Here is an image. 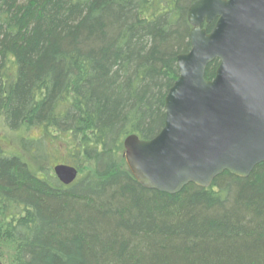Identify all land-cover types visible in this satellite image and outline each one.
<instances>
[{"label": "trees", "instance_id": "obj_1", "mask_svg": "<svg viewBox=\"0 0 264 264\" xmlns=\"http://www.w3.org/2000/svg\"><path fill=\"white\" fill-rule=\"evenodd\" d=\"M195 1L0 0V120L42 130L0 147V262L264 264V163L168 195L123 161L126 137L164 126ZM57 165L76 180L62 185Z\"/></svg>", "mask_w": 264, "mask_h": 264}, {"label": "water", "instance_id": "obj_2", "mask_svg": "<svg viewBox=\"0 0 264 264\" xmlns=\"http://www.w3.org/2000/svg\"><path fill=\"white\" fill-rule=\"evenodd\" d=\"M190 50L164 99L162 130L123 141L125 163L146 190L207 189L224 172L246 179L264 163V0H197L187 11ZM213 24L209 32L202 23ZM218 61L215 76L205 79ZM62 185L76 168L53 167Z\"/></svg>", "mask_w": 264, "mask_h": 264}, {"label": "rangeland", "instance_id": "obj_3", "mask_svg": "<svg viewBox=\"0 0 264 264\" xmlns=\"http://www.w3.org/2000/svg\"><path fill=\"white\" fill-rule=\"evenodd\" d=\"M30 139H38L41 134H42V130L41 129H29L27 131H23V133L21 132L20 134H15L13 132H10L4 124H2L1 120H0V147L5 150V151H16V147H17V138L18 135H21ZM63 156V154L61 155ZM62 159L60 158L58 160V162H61ZM123 161L124 164L125 163V158L123 155ZM88 171V168L85 167L84 171H82L80 174H83L84 172ZM79 174V173H78ZM5 254V259L0 262V264H5V262L8 260V255L7 252H4Z\"/></svg>", "mask_w": 264, "mask_h": 264}, {"label": "flooded vegetation", "instance_id": "obj_4", "mask_svg": "<svg viewBox=\"0 0 264 264\" xmlns=\"http://www.w3.org/2000/svg\"><path fill=\"white\" fill-rule=\"evenodd\" d=\"M210 27H213V24L207 25L205 22H203L202 25H201V29L206 30V32H207V29L210 28Z\"/></svg>", "mask_w": 264, "mask_h": 264}]
</instances>
